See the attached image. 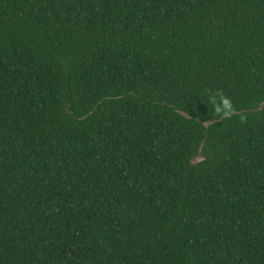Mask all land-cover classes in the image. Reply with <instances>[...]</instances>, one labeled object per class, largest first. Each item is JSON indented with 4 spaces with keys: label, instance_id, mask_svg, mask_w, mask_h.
I'll return each instance as SVG.
<instances>
[{
    "label": "trees",
    "instance_id": "1",
    "mask_svg": "<svg viewBox=\"0 0 264 264\" xmlns=\"http://www.w3.org/2000/svg\"><path fill=\"white\" fill-rule=\"evenodd\" d=\"M0 264H264V0H0Z\"/></svg>",
    "mask_w": 264,
    "mask_h": 264
},
{
    "label": "clouds",
    "instance_id": "2",
    "mask_svg": "<svg viewBox=\"0 0 264 264\" xmlns=\"http://www.w3.org/2000/svg\"><path fill=\"white\" fill-rule=\"evenodd\" d=\"M217 100H219V103H217ZM209 102L212 103L217 113L227 114V112L231 110L230 101L226 97L221 96L219 93H210Z\"/></svg>",
    "mask_w": 264,
    "mask_h": 264
}]
</instances>
